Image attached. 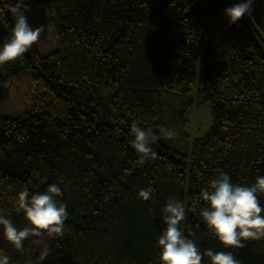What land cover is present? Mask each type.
Here are the masks:
<instances>
[{
  "label": "trees",
  "instance_id": "obj_1",
  "mask_svg": "<svg viewBox=\"0 0 264 264\" xmlns=\"http://www.w3.org/2000/svg\"><path fill=\"white\" fill-rule=\"evenodd\" d=\"M236 2L31 0L28 21L43 31L0 65L19 111L0 116V215L24 228L18 194L55 183L68 219L60 234L24 241L30 264H159L170 199L184 203L183 230L202 252L264 264V239L226 249L200 216L201 189L219 170L238 184L264 175V0L229 26L224 10ZM195 97L211 104L213 123L191 140ZM134 120L162 136L155 158L131 147ZM5 239L0 226V250Z\"/></svg>",
  "mask_w": 264,
  "mask_h": 264
},
{
  "label": "clouds",
  "instance_id": "obj_2",
  "mask_svg": "<svg viewBox=\"0 0 264 264\" xmlns=\"http://www.w3.org/2000/svg\"><path fill=\"white\" fill-rule=\"evenodd\" d=\"M256 0H238L225 8L224 14L229 26L237 25L242 18L253 16ZM32 12L31 0H0V26L10 29L9 35L0 40V65L24 57L37 42L43 25L34 27L28 21ZM11 15V22L7 18ZM130 144L140 154L141 159L155 158L152 145L162 138L151 127H142L139 121H132L129 129ZM171 138L174 133H166ZM152 188H142L138 197L144 201L152 198ZM61 188L49 184L44 192L29 193L28 189L18 194V206L24 212L28 224L17 226L8 218L0 215L3 235L16 249L24 246L31 237L53 236L60 234L64 221L68 219L67 205L58 197ZM264 175H257L250 184L233 182L230 174L219 170L201 189L200 199L207 202L200 208V216L208 231L227 248H240L247 240L264 239ZM164 229L157 240L159 264H202L206 257L208 264H241L232 251H201L194 239L185 235L182 222L186 218V208L182 201L170 199L161 209ZM36 244L43 241L35 240ZM49 255L47 246L41 250L39 259L44 261ZM0 264H10V257L0 251Z\"/></svg>",
  "mask_w": 264,
  "mask_h": 264
},
{
  "label": "rangeland",
  "instance_id": "obj_3",
  "mask_svg": "<svg viewBox=\"0 0 264 264\" xmlns=\"http://www.w3.org/2000/svg\"><path fill=\"white\" fill-rule=\"evenodd\" d=\"M8 36L4 26H0V40ZM19 111L10 95L6 84L0 75V116H17ZM213 123V113L211 104L207 101H201L195 97L193 105L187 113L185 129L191 140L205 135ZM1 246L4 254L10 257V264H30V255L26 247L16 249L9 241L2 240Z\"/></svg>",
  "mask_w": 264,
  "mask_h": 264
}]
</instances>
